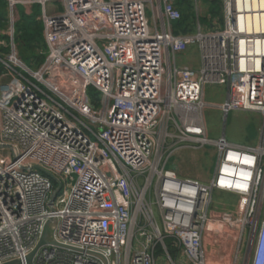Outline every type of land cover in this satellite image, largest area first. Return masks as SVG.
I'll return each mask as SVG.
<instances>
[{"label":"built area","instance_id":"obj_1","mask_svg":"<svg viewBox=\"0 0 264 264\" xmlns=\"http://www.w3.org/2000/svg\"><path fill=\"white\" fill-rule=\"evenodd\" d=\"M221 1L224 27L176 34L177 0H6L0 264H26L46 228L34 264H219L204 236L230 229L228 264H264V120L259 144H240L209 139L203 114L206 84L224 83L226 113L264 119V0ZM37 3L46 48L32 68L15 31L18 5L31 15ZM196 43L201 70L177 62ZM206 144L217 153L209 180L167 168L179 149ZM36 165L60 181L53 202L59 184ZM221 193L245 198L241 217L212 213Z\"/></svg>","mask_w":264,"mask_h":264},{"label":"rangeland","instance_id":"obj_2","mask_svg":"<svg viewBox=\"0 0 264 264\" xmlns=\"http://www.w3.org/2000/svg\"><path fill=\"white\" fill-rule=\"evenodd\" d=\"M194 2L196 25L193 34L198 33L200 29L205 31L208 29H219L217 27L211 28L210 23H212L211 21L213 19H217L216 23H219L218 21L223 18L222 4L220 9L210 0H197V2L194 0ZM0 5V7L4 10V0L2 4L0 1ZM18 10L20 13V20L16 23L17 40H20L19 33L22 30L26 31L30 37H33L32 42L34 40L40 42L41 37L38 36L37 38L36 36L37 34L39 35L42 28V21L39 20L40 16L43 14L42 5L38 3L35 4L31 15L26 12L25 7L21 4L18 5ZM148 14L152 19L153 13L150 9H148ZM28 25L30 26V29ZM31 26L33 28H31ZM222 27H224L223 24H221L220 28ZM38 44L39 46L34 43L32 46L33 48H25V51L22 53L24 54V60L29 64V66H32V68H37L43 59L41 58V55L38 56L36 54L37 52L34 50L36 46L38 47V52L45 50L41 42ZM28 45H31V43H28L25 46ZM32 62H34L35 65H33ZM177 62L179 64H188L201 70L203 68V58L200 50V44H192L184 52L178 53ZM89 93H91L89 95L91 99L96 100V102L100 104V93L93 87L89 88ZM226 96V84H206L203 101V114L207 127L208 138L218 139L224 134L226 139L231 142H238L241 144H259L264 120L263 115L257 112L243 110H230L226 113L224 111ZM186 144V142H181L179 145ZM216 161V147L212 144H206L205 147L200 149L184 147L172 155L167 164V168L176 170L181 176H195L196 178L206 181L211 177ZM213 202L215 210L213 209L212 213H214L215 216H218L223 212H230L235 216V218H237L241 217L243 214L245 204L244 197L231 193H221L214 197ZM211 236L214 237L210 233H205V250L207 248L211 250L214 248V253L217 255L216 258L220 260L219 264H228L231 259L230 257L233 255L232 253L235 251L238 244V230L230 229L227 235L217 234L212 243L213 248L210 244ZM159 249H161V252L163 251V247L161 245L159 246Z\"/></svg>","mask_w":264,"mask_h":264},{"label":"trees","instance_id":"obj_3","mask_svg":"<svg viewBox=\"0 0 264 264\" xmlns=\"http://www.w3.org/2000/svg\"><path fill=\"white\" fill-rule=\"evenodd\" d=\"M0 1H1V4H2L3 0H0ZM210 1H212L214 3V5H216V7L221 9V4H222L221 0H210ZM4 2H5V9L3 10L0 7V29L4 28L6 26V24H7V3H6V0H4ZM176 6L178 7V9L181 12V18L173 23L174 33H176V34H180V33L187 34V33L194 32L195 25H196V22H195V20H196L195 19V2H194V0H178L177 3H176ZM28 27L30 29L29 25H28ZM31 28H33V27L31 26ZM38 36L41 37V39H40L41 41L40 42L42 43L43 47L46 48V44H45L43 33H42V28H41V32H39V35L37 34L36 37L38 38ZM19 37H20V40H17V35H16V31H15V40H16V43H17L18 52H19L20 56L22 57V59L24 60V58H23L24 54H22V53L25 51V48L32 47L34 43H35V45L39 46L38 43H40V42H38L36 40H34L32 42L33 37H30L26 33V31H22V30L19 33ZM28 43H31V45L25 46ZM37 46L35 47L34 50H35V52H37L36 54L39 56L41 54L38 53V51H37L38 47ZM41 58H43L42 59V62H43V60H44V55L43 54L41 55ZM94 102H96V100ZM166 243L167 244L170 243V240L167 239Z\"/></svg>","mask_w":264,"mask_h":264},{"label":"water","instance_id":"obj_4","mask_svg":"<svg viewBox=\"0 0 264 264\" xmlns=\"http://www.w3.org/2000/svg\"><path fill=\"white\" fill-rule=\"evenodd\" d=\"M36 168H38L39 170L47 173L52 179L56 180L58 182V188L53 192L52 196H51V201L53 202L54 198H55V195H56V192L57 190L60 188V181L59 179L57 178V176L46 170L44 167L40 166V165H36ZM49 241L48 239V228H46L42 234V238L40 240V242L37 244V246L30 252V254L26 257V264H34V260H35V256L39 250V248L46 244L47 242ZM54 244H57L59 246H63V247H67V248H72L74 250H78V251H81V252H87V253H90V254H93V255H97V256H100L102 258H104L106 260V258L98 253V252H95V251H92V250H84V249H81V248H76V247H72V246H66L64 244H61L59 243L58 241H53ZM3 264H23L22 261L20 260H13V261H9V262H6V263H3Z\"/></svg>","mask_w":264,"mask_h":264},{"label":"crops","instance_id":"obj_5","mask_svg":"<svg viewBox=\"0 0 264 264\" xmlns=\"http://www.w3.org/2000/svg\"><path fill=\"white\" fill-rule=\"evenodd\" d=\"M178 1V0H177ZM197 7V6H196ZM216 20L217 19H213L211 22V24H210V27L211 28H216V26L217 25H221L222 24V19H220L218 22L219 23H216ZM212 24H214V25H212ZM207 31H214L213 29H211V30H207ZM191 33H193V32H191ZM235 143H238V142H235ZM241 144V143H240ZM183 149V148H182ZM192 177H195V176H192ZM213 240L214 239H212V238H210V244H211V246H212V248H213V245H212V243H213ZM208 246V245H207ZM207 250V252H208V254H209V259H210V261L211 262H213V263H219L220 262V260H218L217 258H216V254L214 253V248L211 250V249H206Z\"/></svg>","mask_w":264,"mask_h":264},{"label":"bare ground","instance_id":"obj_6","mask_svg":"<svg viewBox=\"0 0 264 264\" xmlns=\"http://www.w3.org/2000/svg\"><path fill=\"white\" fill-rule=\"evenodd\" d=\"M251 4V3H250ZM215 227H219V225H216Z\"/></svg>","mask_w":264,"mask_h":264}]
</instances>
